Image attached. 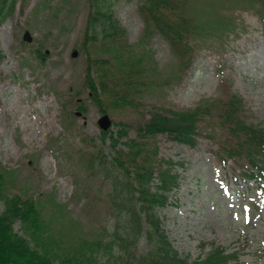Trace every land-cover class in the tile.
<instances>
[{
  "label": "rangeland",
  "instance_id": "374dc122",
  "mask_svg": "<svg viewBox=\"0 0 264 264\" xmlns=\"http://www.w3.org/2000/svg\"><path fill=\"white\" fill-rule=\"evenodd\" d=\"M183 1L196 29L191 65L181 72L169 41L160 32H144L139 0H115L127 29L117 45L134 48L136 60L149 69L134 104L108 111L113 131L119 128L115 123L127 127L123 142L136 138L159 107L193 108L233 93L244 99L249 121L264 123V19L257 11L263 0ZM89 10V0H17L13 14L0 23V160L11 172L8 188L37 198L53 234L68 243L98 238L115 224L109 186L87 160L98 150L92 144L102 129L101 110L84 80ZM27 30L31 41L23 38ZM101 42L90 47L93 57L110 60L114 69L129 67L128 57L113 60L117 46ZM82 103L86 112L76 116ZM217 123L203 118L194 146L164 133L147 138L158 160L177 162L180 176L179 189L159 210L163 227L191 259L209 250L203 243L216 242L239 250L230 264H264V193L244 160L221 157L224 136ZM146 248L142 236L138 249Z\"/></svg>",
  "mask_w": 264,
  "mask_h": 264
},
{
  "label": "trees",
  "instance_id": "16d2710c",
  "mask_svg": "<svg viewBox=\"0 0 264 264\" xmlns=\"http://www.w3.org/2000/svg\"><path fill=\"white\" fill-rule=\"evenodd\" d=\"M89 1L83 51L88 53L84 80L90 97L102 112L134 104L146 84L141 81L142 75L149 69L142 67L141 58L136 60L139 56L134 48L117 45L125 38L127 29L116 15L115 0ZM16 2L0 0V23L13 14ZM261 3L257 11L264 19V0ZM184 5L183 0L138 2L144 32H160L169 41L180 59L181 72L191 65L194 56L191 32L196 29L184 13ZM105 41L118 47L113 60L123 62L128 57L129 67L114 69L110 60L91 55L92 44L105 45ZM116 71L120 79H116ZM244 107L241 96L233 93L189 109L159 107L138 127V136L125 142L122 139L128 134L127 127L116 123L119 127L116 132L102 130L97 142L92 144L98 150L90 152L87 160L88 166L109 186L108 199L115 224L112 230L104 229L98 238L83 237L76 243H68L53 234L52 224L45 219L37 198L11 193L8 188L11 172L0 160L3 205L0 264H230L238 259V249L230 251L216 242L203 243V247L209 245V250L195 259L182 255L172 244L159 210L168 204L171 192L180 187L177 162L158 160L157 149L150 147L146 140L164 133L194 146L201 120L212 117L224 136L219 150L221 157L246 161L247 174L259 182L264 192V123L249 121ZM79 108L86 111L84 103ZM105 144H108L107 151ZM142 236L147 242L144 251L138 249Z\"/></svg>",
  "mask_w": 264,
  "mask_h": 264
},
{
  "label": "water",
  "instance_id": "95a60500",
  "mask_svg": "<svg viewBox=\"0 0 264 264\" xmlns=\"http://www.w3.org/2000/svg\"><path fill=\"white\" fill-rule=\"evenodd\" d=\"M24 38H25L26 40H31V39H32V36H31V34H30V31L27 30V31L25 32V34H24ZM99 123H100V125H101L104 129H107V128L111 125L112 121H111L110 116H109L108 114H104V115L99 119Z\"/></svg>",
  "mask_w": 264,
  "mask_h": 264
}]
</instances>
